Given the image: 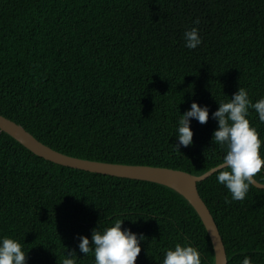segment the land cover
Returning a JSON list of instances; mask_svg holds the SVG:
<instances>
[{
    "label": "trees",
    "instance_id": "1",
    "mask_svg": "<svg viewBox=\"0 0 264 264\" xmlns=\"http://www.w3.org/2000/svg\"><path fill=\"white\" fill-rule=\"evenodd\" d=\"M192 27L196 49L183 39ZM239 87L253 103L264 97V0H0V115L62 154L200 176L225 155L211 113ZM193 101L210 118L192 120L193 144L178 152L177 122ZM248 118L264 138L254 109ZM197 190L227 264H264V189L226 203L214 173ZM116 218L145 237L136 264H162L177 242L214 264L200 218L173 190L52 163L0 130V236L22 243L27 264H62L72 249L76 264H94L78 235L91 242Z\"/></svg>",
    "mask_w": 264,
    "mask_h": 264
},
{
    "label": "clouds",
    "instance_id": "2",
    "mask_svg": "<svg viewBox=\"0 0 264 264\" xmlns=\"http://www.w3.org/2000/svg\"><path fill=\"white\" fill-rule=\"evenodd\" d=\"M198 23V21H197ZM183 39L188 49H196L203 43L199 29L192 27L184 32ZM218 109L211 113V118L218 122L213 133V141L225 148V155L211 171L216 174L218 183L231 193V200L226 203L243 201L250 187L256 183V176L264 169V138L249 120L250 109H254L259 120L264 122V97L256 102L249 97V92L242 87L227 101L218 102ZM208 105L193 101L190 109L180 114L175 137L179 141L173 145L180 152L181 146L193 144L194 132L192 120L206 124L210 118ZM125 219L116 218L111 226L92 230L91 242L88 236L78 235V248L85 256L94 254V264H136L141 253L142 234L134 233L130 228L122 227ZM62 264H76V251L72 249L65 255ZM22 243L11 236H0V264H27ZM162 264H204L203 254L191 243L177 242L164 253ZM241 264H254L252 257L245 255Z\"/></svg>",
    "mask_w": 264,
    "mask_h": 264
},
{
    "label": "water",
    "instance_id": "3",
    "mask_svg": "<svg viewBox=\"0 0 264 264\" xmlns=\"http://www.w3.org/2000/svg\"><path fill=\"white\" fill-rule=\"evenodd\" d=\"M0 130L34 155L52 163L90 173L156 183L173 190L187 201L200 218L211 241L214 264H227L226 251L217 226L197 190L198 183L214 174L211 170L200 176H195L181 170L169 168L115 164L68 156L42 144L20 125L1 115ZM253 186L264 189V184L257 181Z\"/></svg>",
    "mask_w": 264,
    "mask_h": 264
}]
</instances>
